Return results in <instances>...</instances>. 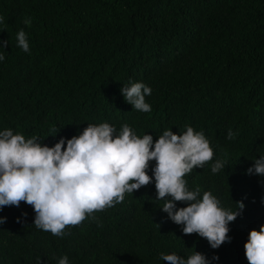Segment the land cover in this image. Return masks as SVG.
Here are the masks:
<instances>
[{
  "label": "trees",
  "instance_id": "obj_1",
  "mask_svg": "<svg viewBox=\"0 0 264 264\" xmlns=\"http://www.w3.org/2000/svg\"><path fill=\"white\" fill-rule=\"evenodd\" d=\"M0 17V41H9L0 45V131L53 147L88 124L119 132L126 123L154 143L190 126L203 131L214 157L184 177L189 190L210 191L226 210L245 205L218 249L168 219L154 179L63 237L37 229L32 206H4L0 264H58L64 256L68 264H167L161 253L194 252L211 264H248L244 245L264 225V177L247 174L264 155V0H0ZM21 29L29 53L17 46ZM135 82L152 89L149 113L121 94ZM217 160L225 168L214 174Z\"/></svg>",
  "mask_w": 264,
  "mask_h": 264
},
{
  "label": "clouds",
  "instance_id": "obj_2",
  "mask_svg": "<svg viewBox=\"0 0 264 264\" xmlns=\"http://www.w3.org/2000/svg\"><path fill=\"white\" fill-rule=\"evenodd\" d=\"M31 22V18L23 21L29 27ZM16 40L19 48L30 52L24 30L18 31ZM8 43L0 41L3 47ZM4 58L0 55V61ZM121 94L135 110L151 112L145 97L152 94V89L144 83L123 85ZM235 135L229 130L227 139L232 140ZM213 157L203 131L190 126L179 135L165 130L154 143L151 135L139 137L126 123L119 132L108 123L88 124L78 136L61 138L53 147L43 145L35 136L26 140L6 129L0 131V209L19 207L24 202L34 209L37 229L63 237L66 227L77 226L94 212L122 203L126 193L133 194L154 179L156 200L164 202L161 210L168 219L182 225L184 235L198 234L212 249H218L230 242L229 224L242 214L245 205L239 201L235 203L236 211L226 210L210 191L201 197L199 187L189 190L184 179ZM151 161H155V167L149 176ZM224 168L225 162L217 160L211 171L215 174ZM247 174L264 177V155L254 159ZM177 202L187 206L177 208ZM4 222L6 218H0V224ZM244 248L248 264H264V225L259 231H250ZM161 259L167 264H211L199 252L187 259L175 253H161ZM58 264H68V257L60 258Z\"/></svg>",
  "mask_w": 264,
  "mask_h": 264
}]
</instances>
